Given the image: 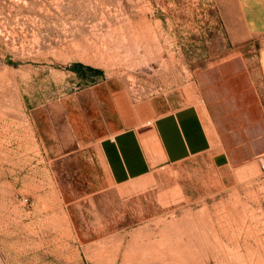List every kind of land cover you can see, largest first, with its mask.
<instances>
[{
  "label": "rangeland",
  "instance_id": "rangeland-1",
  "mask_svg": "<svg viewBox=\"0 0 264 264\" xmlns=\"http://www.w3.org/2000/svg\"><path fill=\"white\" fill-rule=\"evenodd\" d=\"M241 2L0 0V264H264L258 161L110 185L92 147L130 107L196 98L222 60L260 86Z\"/></svg>",
  "mask_w": 264,
  "mask_h": 264
},
{
  "label": "crops",
  "instance_id": "crops-1",
  "mask_svg": "<svg viewBox=\"0 0 264 264\" xmlns=\"http://www.w3.org/2000/svg\"><path fill=\"white\" fill-rule=\"evenodd\" d=\"M241 4L246 31L264 37V0ZM248 65L225 59L207 66L191 100L153 99L128 108L92 146L106 181L121 185L197 156L219 167L258 161L264 155V45L260 86Z\"/></svg>",
  "mask_w": 264,
  "mask_h": 264
},
{
  "label": "built area",
  "instance_id": "built-area-1",
  "mask_svg": "<svg viewBox=\"0 0 264 264\" xmlns=\"http://www.w3.org/2000/svg\"><path fill=\"white\" fill-rule=\"evenodd\" d=\"M258 162H259L260 170H261L262 172H264V155H261V156L258 158Z\"/></svg>",
  "mask_w": 264,
  "mask_h": 264
},
{
  "label": "trees",
  "instance_id": "trees-1",
  "mask_svg": "<svg viewBox=\"0 0 264 264\" xmlns=\"http://www.w3.org/2000/svg\"><path fill=\"white\" fill-rule=\"evenodd\" d=\"M77 66H78V67H83L84 65L80 63V64H78ZM77 66H76V67H77Z\"/></svg>",
  "mask_w": 264,
  "mask_h": 264
}]
</instances>
